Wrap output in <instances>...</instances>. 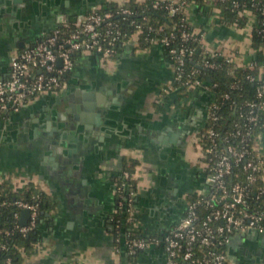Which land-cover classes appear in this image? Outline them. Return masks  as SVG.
I'll use <instances>...</instances> for the list:
<instances>
[{
	"label": "crops",
	"instance_id": "obj_1",
	"mask_svg": "<svg viewBox=\"0 0 264 264\" xmlns=\"http://www.w3.org/2000/svg\"><path fill=\"white\" fill-rule=\"evenodd\" d=\"M126 1L28 0L27 10L18 7L16 14L0 19V75L6 74L13 53L44 32L94 8ZM187 10L207 50L232 56L239 66L255 58L250 22L223 21L212 3L191 2ZM173 76V61L163 44L139 46L131 38L110 58L78 54L60 92H43L20 110L0 115V184L17 191L32 182L50 197L39 220V237L30 252L23 251L19 264H114L118 246L126 259L124 240L111 230L126 157L138 160L132 168L136 218L145 233L166 231L184 213L187 200L204 186L195 133L207 123L209 94L198 88L164 91ZM80 87L111 102L109 124L87 130V141L71 155L54 153L44 142L49 129L57 133L52 123L47 125L46 112L52 102L56 105ZM258 147L264 154V131ZM229 256L232 264H264V233L234 235ZM137 263L164 264V253L151 246Z\"/></svg>",
	"mask_w": 264,
	"mask_h": 264
},
{
	"label": "built area",
	"instance_id": "obj_2",
	"mask_svg": "<svg viewBox=\"0 0 264 264\" xmlns=\"http://www.w3.org/2000/svg\"><path fill=\"white\" fill-rule=\"evenodd\" d=\"M203 1L216 5L218 0ZM191 2L151 0L153 7H163L169 15L180 16L177 31L164 32L163 25H147L146 40L149 44H163L173 61L174 76L163 88L166 92L175 89L173 84L181 79L186 58L196 53L210 52L234 62L232 56L203 46L189 19L187 7ZM136 13L137 10L124 3L112 9L94 8L75 22L65 21L18 49L11 55L6 74L0 75V115L20 110L43 92H60L68 84V75L75 67L78 54L88 51L110 58L125 40L137 39L144 24L135 17ZM122 20L135 27L134 35L129 36L122 28ZM176 38L180 40L179 45L173 44ZM189 40H196L200 45H191ZM200 63L211 68L216 65L206 56ZM261 69L260 78L264 81V63ZM196 71L193 69L191 73ZM186 83L191 89L198 88L208 94L216 85L200 79ZM234 85L235 82L231 87ZM224 95L230 97L229 92ZM231 104L238 113L232 131L221 129L219 105L211 97L207 103L206 130L202 132L201 127L195 133L205 172L204 186L187 200L184 213L166 231L142 236H128L123 231L121 239L124 238L126 259H122V249L118 246L114 264H138L137 257L151 246L162 250L164 264H232L229 246L234 235L249 231L264 233V205L260 203L264 194V154L258 147L263 131L255 130L264 113V84L258 85L254 99L244 104L233 100ZM123 174L125 178L135 179L132 170H123ZM116 189L123 195L119 206L128 211L131 227L140 228L136 218L135 181L117 183ZM8 203L10 201H0V209ZM13 203L30 210L26 224L20 223L22 209L14 212L18 219L14 228L27 233L37 225L39 200L17 199ZM0 246L6 247V244ZM7 263H11V257L7 258Z\"/></svg>",
	"mask_w": 264,
	"mask_h": 264
},
{
	"label": "trees",
	"instance_id": "obj_3",
	"mask_svg": "<svg viewBox=\"0 0 264 264\" xmlns=\"http://www.w3.org/2000/svg\"><path fill=\"white\" fill-rule=\"evenodd\" d=\"M194 3H204L203 0H190ZM236 1L238 4H236ZM126 6H130L137 10L136 18L141 20L144 24L142 31L138 33L137 43L139 46L149 45V41L146 40L148 32L147 25H163L164 32L175 30L180 23L179 15H169L163 7H153L151 0H127L124 2ZM120 4L108 3L102 7V9H112ZM216 6L221 11L220 18L223 21L236 23L239 26L245 25L250 22L251 24V39L252 46L257 49V54L254 58L253 64H247L245 66H237L235 62L227 60L224 56H219L210 52L196 53L191 58L187 57L184 65V72L181 75L179 81H175V90H188L191 89L187 80L195 81L200 79L202 82L216 83L212 87V91L209 93L207 103L210 98L218 103V114L220 115L221 129L226 131H232L234 129V122L238 118V113L232 106V101L244 104L247 100L254 99L256 97V90L259 84H264V81L260 78L261 67L264 63V13H262V7L264 6V0H218ZM146 15L145 18L143 16ZM122 28L127 34L134 35L136 33L135 27L128 25V22L121 21ZM191 29V27H190ZM152 35L153 32H150ZM127 35V36H128ZM127 38V37H125ZM180 40L176 38L174 45H179ZM191 45H200L196 40H189ZM203 56H206L209 60L215 62V67H207L202 65ZM200 64L201 66H199ZM193 69H197L195 73H191ZM254 75L255 78L251 79L250 76ZM235 82V85L231 87V84ZM225 92L230 93V97H225ZM207 123L202 127V132L206 130ZM256 131H264V113L261 114L260 123L255 128ZM126 163L124 170H132L137 164L138 160L135 158H124ZM134 182L135 179L125 178L123 172L118 178V184L123 182ZM195 193L192 195V197ZM17 199L33 201L39 200V216L37 219V225L30 229L27 233H23L14 226L18 222L14 212L22 209L16 203H13ZM123 199V195L120 194L119 200ZM7 200L10 203L4 205L0 209V244L5 243L6 247L0 246V264H19L22 259L23 251L30 252L33 243L38 239L40 228L39 220L42 216V211L50 205V197L44 191L38 189L32 182L27 183L22 190L13 191L9 189L6 183L0 184V201ZM260 203L264 205V194L260 198ZM128 211L124 206H116L112 215V232L115 238H121L123 231L128 236H142L145 235L143 228H132L131 221L127 219ZM8 231L10 233H8ZM11 257V263H7V258Z\"/></svg>",
	"mask_w": 264,
	"mask_h": 264
},
{
	"label": "water",
	"instance_id": "obj_4",
	"mask_svg": "<svg viewBox=\"0 0 264 264\" xmlns=\"http://www.w3.org/2000/svg\"><path fill=\"white\" fill-rule=\"evenodd\" d=\"M27 1L0 0V19L3 20L9 13L16 14L18 7L20 10H27ZM103 99L95 90L80 87V90L72 93L69 98H59L56 105L54 102L50 104L46 112L47 125L52 123L57 133L54 134L49 129L44 142L51 147L52 152L71 155L87 141V130L105 129L112 116V104L106 103V97ZM66 147L67 150L64 149ZM29 214L28 208L22 209L21 224L27 223Z\"/></svg>",
	"mask_w": 264,
	"mask_h": 264
},
{
	"label": "rangeland",
	"instance_id": "obj_5",
	"mask_svg": "<svg viewBox=\"0 0 264 264\" xmlns=\"http://www.w3.org/2000/svg\"><path fill=\"white\" fill-rule=\"evenodd\" d=\"M251 35V34H250Z\"/></svg>",
	"mask_w": 264,
	"mask_h": 264
}]
</instances>
